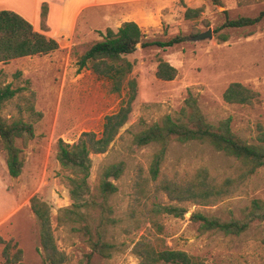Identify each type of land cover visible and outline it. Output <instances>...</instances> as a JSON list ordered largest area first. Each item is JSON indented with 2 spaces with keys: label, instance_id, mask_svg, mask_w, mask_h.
<instances>
[{
  "label": "rangeland",
  "instance_id": "obj_1",
  "mask_svg": "<svg viewBox=\"0 0 264 264\" xmlns=\"http://www.w3.org/2000/svg\"><path fill=\"white\" fill-rule=\"evenodd\" d=\"M168 0L150 4L145 17L159 16L158 25L142 26L149 40L166 41L181 35L185 41L167 50L142 49L127 59L134 63L130 78L137 81V97L132 112L107 152L92 154L89 182L97 194L100 168L124 161L126 171L115 184L119 190L108 200L110 217L105 239L119 248L110 257L93 251L88 236L79 230L84 222L61 223L60 211L71 207V173L57 160L60 140L73 144L82 133L101 134L105 117L116 113L128 99L127 84L121 93L111 90L108 79L91 69H79L78 60L94 43L105 38L107 29L117 31L129 11L121 6L87 9L79 21L76 36L63 47L43 56L0 62V88L8 84L19 89L7 102L1 117L6 121L23 119L33 123L35 137L22 148L24 167L18 178L9 175L7 155L0 140V264H48L40 241V224L32 211L31 199L37 196L50 206L51 229L58 250L65 256L62 264H139L132 249L139 241H159L171 250H180L203 264H264V222H256L241 235L201 232L191 220L201 213L223 220L243 219L252 201L264 200V167L241 181L237 188L216 203L202 205L190 200L177 201L160 189L167 179L187 183L197 170L207 168L218 183L236 179L243 164L235 157L216 151L208 143L172 142L156 181L150 164L158 146L138 147L134 138L145 125L160 122L165 116H180L186 99L193 95L207 121L218 126L231 118L232 131L248 143H256L258 126L264 127V20L243 29L217 31L227 18L255 17L264 10V0ZM187 9H199L197 17L186 18ZM161 11V12H160ZM160 12V13H159ZM213 30V38L192 41L191 37ZM221 35L228 37L221 40ZM160 61L177 69L170 81L157 78ZM241 83L257 92L252 104H231L224 100L232 83ZM184 207V217L156 214L154 206ZM95 230L98 211L88 212Z\"/></svg>",
  "mask_w": 264,
  "mask_h": 264
},
{
  "label": "trees",
  "instance_id": "obj_2",
  "mask_svg": "<svg viewBox=\"0 0 264 264\" xmlns=\"http://www.w3.org/2000/svg\"><path fill=\"white\" fill-rule=\"evenodd\" d=\"M212 1L215 4L221 3L220 0ZM199 13V9H187L185 16L193 18ZM42 15L46 16V6L43 7ZM263 20L264 10L255 17L227 18L217 28V31L225 28H249L258 25ZM220 38L222 41L228 40L225 35H221ZM184 41L185 38L181 35L166 41L149 40L136 22L128 21L124 22L117 31L108 28L105 38L94 43L78 60L80 70L91 64L94 74L108 79L113 92L121 93L125 83L128 90V99L120 109L105 117L101 134L93 131L84 132L73 144L60 140L56 155L60 165L71 173L68 181L72 200L71 207L60 211L58 220L61 223L84 222L79 230L88 236L93 251L104 257H110L113 251L119 248L116 243L106 241L105 230L108 224H115V219L109 216L111 208L108 200L118 192L119 187L115 181L124 175L126 164L120 161L103 165L100 168L97 194H94L89 182L93 166L91 155L107 152L132 112V104L137 97L138 90L137 81L130 78L134 63L129 61L127 56L135 53L138 46L142 49L158 47L167 50ZM59 48L57 40L35 31L32 24L20 14L10 10L0 11V62L7 63L24 57L48 55ZM156 76L161 80L170 81L177 76V69L168 62L160 61ZM18 93L19 89H14L10 84L0 88V114L4 105L13 100ZM258 97L257 92L237 82L230 84L223 95L228 103L246 105L252 104ZM34 137L33 123L23 119L6 121L0 115V140L7 155V169L11 177L18 178L24 167L23 151L17 145V141L22 140L24 144H27ZM256 140V143H248L240 139L232 131L231 118L221 121L218 126L209 123L197 99L189 95L177 119L167 115L160 122L145 125L143 130L136 134L134 144L138 147L158 146L150 164V175L153 181H156L160 175L162 164L172 142L208 143L216 151L241 161L243 171L236 179L228 178L218 183L207 168H200L187 183L165 179L160 185V189L174 200H190L209 205L230 195L241 181L264 167V127L261 125L258 126ZM31 208L40 224V241L45 262L48 264L64 263L65 256L58 250L51 229L50 206L34 196L31 199ZM90 210L99 213V222L95 230L89 222L88 212ZM154 212L180 218L185 216L187 210L176 205L157 204L154 206ZM191 220L199 224L201 232L215 231L227 235H241L256 222H264V200H253L248 214L243 219L223 220L194 213ZM0 242L6 243L4 249L6 252L9 243L1 238ZM132 251L140 259L139 264H203L201 260L191 257L184 251L164 247L159 241H139Z\"/></svg>",
  "mask_w": 264,
  "mask_h": 264
},
{
  "label": "crops",
  "instance_id": "obj_3",
  "mask_svg": "<svg viewBox=\"0 0 264 264\" xmlns=\"http://www.w3.org/2000/svg\"><path fill=\"white\" fill-rule=\"evenodd\" d=\"M164 1L168 0H0V11L10 10L20 14L35 31L57 40L61 48L64 41L76 36L80 18L87 9L125 5L129 14L124 22L133 21L142 28L149 24L158 25L160 19L153 15L145 17L148 20L143 23L139 14L147 13V8L142 7ZM44 6L45 17L42 15Z\"/></svg>",
  "mask_w": 264,
  "mask_h": 264
},
{
  "label": "water",
  "instance_id": "obj_4",
  "mask_svg": "<svg viewBox=\"0 0 264 264\" xmlns=\"http://www.w3.org/2000/svg\"><path fill=\"white\" fill-rule=\"evenodd\" d=\"M212 38H213V30L212 28H209L206 32H203V33H200L198 35L191 37V40L197 42V41H203V40L212 39Z\"/></svg>",
  "mask_w": 264,
  "mask_h": 264
}]
</instances>
